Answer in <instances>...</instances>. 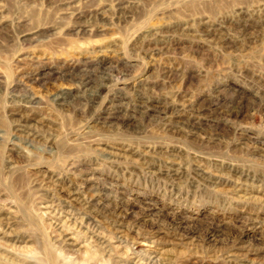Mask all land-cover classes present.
<instances>
[{"label":"rangeland","instance_id":"obj_1","mask_svg":"<svg viewBox=\"0 0 264 264\" xmlns=\"http://www.w3.org/2000/svg\"><path fill=\"white\" fill-rule=\"evenodd\" d=\"M65 212L103 264H264V0H0L1 241L83 264Z\"/></svg>","mask_w":264,"mask_h":264},{"label":"bare ground","instance_id":"obj_2","mask_svg":"<svg viewBox=\"0 0 264 264\" xmlns=\"http://www.w3.org/2000/svg\"><path fill=\"white\" fill-rule=\"evenodd\" d=\"M65 99V98H64ZM243 103V102H242ZM241 106V105H240ZM143 107V106H142ZM213 109V108H212ZM144 111V110H143ZM249 139V138H248ZM104 194V193H103ZM95 199L97 197L100 196V194H95ZM104 197V196H103ZM107 197V196H106ZM105 197V198H106ZM92 198V197H91ZM109 198V197H108ZM94 201V200H92ZM97 201V199H96ZM93 204H96L97 202H92ZM139 203V202H138ZM98 204V203H97ZM143 206V205H141ZM146 207V206H145ZM47 208V207H45ZM142 208V207H140ZM144 209V208H143ZM125 211H128L127 209H124ZM159 210V209H158ZM45 211V210H44ZM69 212V211H68ZM129 212V211H128ZM145 212V211H144ZM158 212V211H157ZM45 213V212H44ZM67 213V212H65ZM142 213V212H141ZM121 214V212H120ZM117 215L116 216V221L119 223V224H122L123 221H122V217L121 215ZM127 214V213H126ZM125 214V216H126ZM160 214V212H159ZM68 216H65V219L63 220V222H61V224H57L56 223V227L58 228V230L60 231V235L62 236L64 242L69 246V247H72V248H67L68 250H71V251H74L75 253H79V254H84V257H85V262H83V264H90V263H93L94 260H96V263L97 264H103L101 262H99L98 260L101 259V257H99L98 259V256H99V252L98 250H96L95 248H93L91 245L92 243H94V240L96 241V243L103 247V249L105 250L106 254H109L108 256L111 255V246L109 245V243L107 242V240L102 237L101 235H99V233L97 234H93L91 232V229L90 227H92L93 229H96L95 227H97L96 223H94L92 221V219H90V217L88 216V220H79V218H72L70 216V214L67 213ZM142 215V214H141ZM140 215V216H141ZM144 215V214H143ZM124 216V215H123ZM147 216H150L149 214H147ZM133 217H135L134 219L138 218V214H135L133 215ZM121 218V220H120ZM175 218V216H174ZM147 220V219H146ZM132 221V220H131ZM180 222V221H179ZM262 222V221H261ZM134 223V222H133ZM138 223V222H137ZM260 222H257L256 224H259ZM6 224V223H5ZM66 224L68 225H71L72 226V229L68 230L66 228ZM66 225V226H65ZM64 226L65 228L67 229H64ZM260 226V225H259ZM69 228V227H68ZM255 228V226H254ZM260 228V227H259ZM86 229V231L84 230ZM152 229V228H151ZM74 230L77 231H84L86 234H88L90 236V238H93V242L89 244H86L85 242H87V237H85L83 240L75 237V233H74ZM154 230V229H153ZM262 230V229H261ZM263 231V230H262ZM158 232V231H157ZM264 232V231H263ZM92 233V234H90ZM223 234V233H222ZM83 235V234H82ZM210 235V234H209ZM212 235V234H211ZM85 236V235H84ZM155 237V236H154ZM3 236L0 237V261H2L0 264H21L18 262V260L16 259L18 256H22L23 254V250L21 251V249H19V247H13L11 245H8L7 243L1 241L3 240ZM148 240H152L151 238L148 239ZM243 242V241H242ZM250 244V243H249ZM90 245V246H89ZM93 246H97V245H93ZM109 247V249H108ZM98 248V246H97ZM100 249V248H99ZM103 249H101L103 251ZM261 251V250H260ZM26 252V251H25ZM98 252V253H97ZM27 253V252H26ZM32 253V252H31ZM62 253V252H61ZM104 254V253H103ZM58 256V257H57ZM56 258H58L62 263H58V264H75V260L74 258L72 257H65V258H61L60 256V253L59 255H57ZM82 256V255H81ZM159 257V256H158ZM20 258V257H18ZM27 260H28V257H27ZM106 263V261H105ZM23 264V263H22Z\"/></svg>","mask_w":264,"mask_h":264}]
</instances>
